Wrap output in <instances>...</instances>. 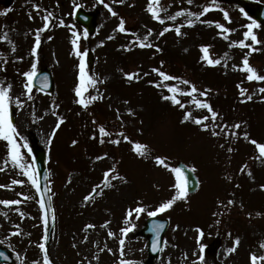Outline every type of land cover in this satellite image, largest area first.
I'll return each instance as SVG.
<instances>
[{
  "label": "rangeland",
  "instance_id": "rangeland-1",
  "mask_svg": "<svg viewBox=\"0 0 264 264\" xmlns=\"http://www.w3.org/2000/svg\"><path fill=\"white\" fill-rule=\"evenodd\" d=\"M150 2L154 8L164 9L159 12L165 20L163 25L147 10ZM237 2L253 6L264 0H216V5L229 13L230 23L219 10L210 11L200 19L187 15L198 14L205 6L214 7L211 0H192L191 4L188 0H159L158 4L156 0L123 3L104 0L116 12L115 16L100 0H11L9 6L0 0V37H7L0 39V82L12 85L13 99L19 97L24 101L22 110L12 105L14 123L25 138L23 142L29 148L34 142L45 152L55 215L54 230L46 246L52 264H119L121 238L125 239L123 258L134 264H197V228L204 232L200 241L205 246L204 264H249L250 253L264 255V249L259 247L264 242V188H261L264 159L250 142L264 143V93L259 92L264 81H248L247 73L240 70L243 57L249 53L247 47H229L230 43L244 39L245 26L251 22ZM33 5H39V9ZM77 7L96 12L94 35L85 38L84 30L74 22L72 13ZM181 10L185 11L184 16L174 21L167 19ZM49 12L52 13L50 27L41 33V45L34 57L31 48L35 32L43 26L42 18ZM121 18L128 30L124 33L116 31ZM189 19L193 20L191 27L187 26ZM216 22L231 29L224 34L228 35L227 40L215 27ZM181 25L183 34L178 36L174 28ZM164 27L173 30L161 37L159 33ZM148 29L152 35L146 43L153 47L141 48L139 41ZM253 31L261 43L254 45L258 50L249 55V64L264 74V65L259 60V56H264V28ZM73 33L80 37L81 51L92 54V65L88 67L86 63L87 70L98 78L95 88L89 89L85 96H103L90 104L89 110L83 111L87 116L82 117L75 112L69 115L68 110L74 106V87L78 82L79 58L72 54ZM110 36L112 39H108ZM251 43L250 39L246 41ZM201 46H208L210 57L222 61L220 65H209L212 70L206 76L203 69H194L203 60ZM32 63H36L37 71L50 70L54 90L44 94L33 89L36 93L33 91L32 99L28 100L23 95L25 78L21 73L30 71ZM153 68L180 79L162 81ZM125 73H138L139 78L129 81ZM183 79L200 91L208 90L207 96H201L199 91L193 97L177 94L184 107L162 98L172 95L167 91L170 86L189 91V85L180 83ZM241 88L247 90L243 96ZM249 95L251 100L246 98ZM193 98L208 102L218 113L216 121H205L209 130L193 122L198 117H210L207 110L195 107ZM225 99L233 104L224 106ZM243 100L251 101L247 102V115L242 111ZM186 112L191 113V118L182 122ZM59 116L65 122L53 138ZM244 116L251 121V128L246 118L241 119ZM235 124L241 127H230ZM223 125L229 127L221 131ZM100 126L111 135L101 137ZM212 131L220 134L214 136ZM119 133L127 135L129 140L125 141ZM245 133L248 140L244 139ZM111 140L120 143L113 144ZM134 143L147 146L146 156L135 153ZM21 150L31 162L33 157L28 149ZM98 156L104 158L97 160ZM156 157L165 159L167 167L157 165ZM178 162L190 169L195 167L199 187L187 202L177 201L171 209L157 215L169 219L170 226L160 254L149 259L147 241L138 233L149 217L147 212L174 194L175 175L170 168ZM0 168L4 169L0 171V184L8 186L0 188V200L22 201L14 206L0 204V246L13 254L12 264H33V261L43 264L44 254L39 244L45 243L46 225L41 199L37 188L11 164L3 141H0ZM113 168L115 173L105 187L104 173ZM14 179L25 182L14 185L11 183ZM98 184L101 185L98 193L85 201L84 197ZM25 196L30 199L24 200ZM230 199L234 204L229 206ZM137 206L146 211L138 218L133 212L126 223V213ZM214 212L218 214L214 216ZM105 222L107 227H101ZM89 224L95 227L87 229ZM131 225L135 227L123 237L120 229ZM109 231L115 236L109 237ZM13 232L20 234L14 236ZM237 237L240 244L236 252L226 254ZM215 241L219 242L218 247L212 250L210 245Z\"/></svg>",
  "mask_w": 264,
  "mask_h": 264
},
{
  "label": "snow or ice",
  "instance_id": "snow-or-ice-1",
  "mask_svg": "<svg viewBox=\"0 0 264 264\" xmlns=\"http://www.w3.org/2000/svg\"><path fill=\"white\" fill-rule=\"evenodd\" d=\"M101 3L104 4V7L108 8V11L115 16L116 12H114L112 10V8L104 3V0H100ZM121 3L124 2V0H120ZM156 3H159V0H156ZM188 3L191 4L192 0H188ZM211 4L214 7H210V6H205L203 7L202 11H200L198 14L197 13H193V12H188L187 15L188 16H194L196 19H200V17L204 16L205 14H207L210 11L213 10H219L223 12V18L225 21L227 22H231L229 13L227 11H224L223 9L219 8L216 5V0H211ZM34 8H36L37 10L39 9V5H33ZM150 13L153 19L157 20L160 24H164L165 20L163 18H161V16L159 15L160 11H163V8H154L152 6V3L150 2L149 7L147 9ZM242 12L243 15H245L247 17V13L244 12L243 9L240 10ZM185 15V11L181 10V11H177L175 13V15H171L168 16L167 19L169 20H176L177 17L179 16H184ZM52 16V13H47V15L43 16V26L39 29L36 30L35 32V41L34 44L31 48V54L35 57L37 54V50L41 45V33L46 31L49 27H50V18ZM29 18L32 19L33 17L31 16V14H29ZM248 19L251 21L249 24H247L246 27V31L243 33V37L244 39L238 41V42H232L230 43L229 47H240V48H245L247 47L249 49V53L248 55H245L242 59V68L240 69L241 71L247 73V80L248 81H264V74H259L257 69L254 68L253 66H251L249 64V55L251 54V52L257 51L258 49H256L254 47V45L261 43L257 36L254 34V29L261 27L260 24H258L255 20H253L251 17H248ZM206 23H213L212 21H206ZM187 26L191 27L193 26V20L189 19L187 21ZM181 27H183V25L181 26H177L174 28V31L176 32V34L178 36L182 35L183 33L181 32ZM215 27L217 29H219L220 34L223 35L224 39H228V35H224V34H228L231 32V29L227 28L225 26V24L223 23H219L216 22L215 23ZM170 30H173L170 27H164L162 31H160L159 36H164L165 33L169 32ZM116 31L124 33L126 31H128L126 29L125 26V21L123 18L120 19L119 25L116 28ZM152 35V30L148 29L147 30V34L144 36L143 40L139 41V47L144 48V47H153L152 44L150 43H146V41L148 40V37ZM74 38L71 40V44H72V54L74 56H76L77 58H79V64L77 65V83L74 87V94L76 99L74 100V102L80 106H82L83 108L87 109L88 106L90 104H92L94 101L97 100H102L103 96L102 95H89V96H85V93H87L89 91V89L91 88H95V86L98 83V78L95 77L94 75L90 74V72L87 70V66H86V62H85V57L87 56V52H82L79 44H78V40L80 39L79 35L76 33H73ZM88 33L87 31L84 32V37L87 38ZM6 35L4 37H0V39H6ZM48 39H52V37H48ZM108 39H112V37H108ZM251 40V44H246V41ZM135 43V42H133ZM160 49L157 48V51H159ZM201 52L203 53L202 59L205 60L207 62L208 65L211 66H216V65H220L222 63V61L220 59H213L210 57L209 55V47L208 46H201ZM12 51H15V47L13 46ZM227 55V54H226ZM18 59H23L22 57L18 58ZM153 72H156L162 79V81H171V80H178L180 78L178 77H174L171 76L163 71H160L159 69L153 68L152 69ZM21 75L25 78V82L23 83V95H25L27 97L28 100L32 99V92H33V83H34V79L37 76V65L36 63H32L31 65V70L30 71H25L23 73H21ZM145 75H147V73H145ZM125 78L129 81L133 80V79H138L139 78V74L138 73H125ZM102 82V81H99ZM180 83L184 84V85H189L190 86V90L189 91H182L179 87H175V86H170L167 88V91L169 93H171L172 95L169 96H164L162 97L165 100H170L174 105H179L180 107H184V105L181 103V101L179 99H177V94L180 95H185V96H189V97H193V94L197 93L199 91V94L201 96H207L208 94V90L205 91H200L197 89V87L193 84H191L190 81L183 79L180 80ZM43 87H47V77H45L44 83L42 85ZM159 86V85H156ZM240 87V85H238V88ZM11 89H12V85H5L4 83L0 82V141L6 142V151H7V156L10 158L11 164L13 166H15L16 168H18L20 170V173L27 177V180L31 183V185L35 188H37V190L39 191V186H38V179H37V172L35 169V161L34 159L29 162L26 159V155L22 152V148L24 149H28V154L31 153V149L29 148V145L24 141V137H22L17 129V126L14 123V119H13V115H12V105L14 104L16 106V108L22 110L24 107V101L21 100L19 97H16L15 99H13L12 95H11ZM246 89L241 88L240 94L243 96L246 93ZM260 93H264V87L259 89ZM248 100H251L252 97L249 95L246 97ZM192 103L195 105L196 108L198 109H205L207 110L208 113H210V117L208 115L202 116V117H198L196 118L193 122L196 125H200L202 127L203 130H209L208 129V124L205 123V121H208L209 119H211L212 121H216L218 118V113L216 111L213 110L211 104H209L206 101H202L200 99H195L193 98ZM58 107V106H57ZM53 115H58L56 112L52 113ZM119 118V117H118ZM191 118V113L186 112L184 114L183 117V121H188ZM64 117L59 116L57 123L55 125V128L53 129L52 132V136L54 137L56 134V130L60 128V126L64 123ZM93 123H95V121H93ZM228 125H223L221 127V131H223L224 129L228 128ZM232 128L235 129H239L241 126L240 124H235L230 126ZM99 134L101 137H107L109 135H111L109 132L106 131V129L103 126H100L99 129ZM220 133L216 132V131H212V135L216 136L219 135ZM118 135H121L123 137V139L125 141L129 140V137L127 135H124L123 133H119ZM232 135H236V133H232ZM93 139L96 138V136L94 135L92 137ZM244 139L248 140L249 136L247 133L244 134ZM23 142V143H22ZM101 143H104V140L101 139L100 141ZM113 144H119L120 141L119 140H111L110 141ZM252 144H254L258 150H259V157L261 159H264V143H257V141L255 140H251L250 141ZM49 143H51V138L49 139ZM76 141H73V144H75ZM221 147H223V145H221ZM133 150L135 151V153L141 157L146 156L147 153V146L142 144V143H134L133 144ZM229 151H232L231 148L228 149ZM106 155V154H105ZM104 157L98 156L96 157L97 160L103 159ZM155 163L159 166H164L167 167L165 159L161 158V157H156L155 158ZM3 168H0V171H3ZM171 173H173L175 175V183L173 184V190H174V194L167 199L164 202H161L153 211H148L147 215L149 217H156L158 214L160 213H164L167 210L171 209L173 207V205L177 202V201H184L187 202L189 199V176L187 175V172L184 169H181L179 167H171L170 168ZM190 172H195L196 169L193 166L191 169L187 170ZM243 171V169H242ZM113 173H115V169H110L109 171L104 173V180H103V185L105 187H107L109 185V177L113 175ZM249 175H251V173H249ZM227 179H231V177H226ZM120 179H123V177H120ZM25 181L23 180H19V179H14L12 180V184L14 185H23ZM4 187H8L7 185H2L0 184V188H4ZM101 185H96L93 189L92 192L84 197L85 201H89L91 199H93L94 195L98 193V190L100 189ZM261 188H264V185L261 186ZM23 195V194H20ZM30 199L29 197L25 196L24 200ZM22 201L19 199L16 200H0V204L5 205V206H14V205H19L21 204ZM221 204H223V202H220ZM234 201L233 200H228L227 201V205H233ZM40 207L42 211H45V222H47V213H46V205L44 203L43 200L40 201ZM19 212V209H16ZM146 211V209L142 206H137L134 210H129L126 213V217H125V222L128 223L130 218L133 216V212L136 214V217H139V214L144 213ZM218 213H213V215H217ZM21 216H23V213H20ZM220 221H217V223H219ZM108 222H105L104 225H101V227H107ZM95 225L89 224L86 225L87 229H92L94 228ZM135 227V225H131L129 227H124L120 229V232L122 234L123 237H126L127 233L131 232L133 230V228ZM178 227V226H177ZM164 228V224L162 223H155L152 225L151 231L153 233H155L157 236L159 235L160 231ZM198 236L196 237L197 239V243L199 244V252L196 253L195 255L197 256V264H204L205 261V256H204V251H205V246L200 243L201 239L204 236V232L202 229L197 228L196 229ZM19 232H13L12 235H19ZM109 237H113L115 236V233L109 231L108 233ZM229 235H231V233H229ZM119 244H120V256L121 259L119 261V264H134L133 261H129L123 258L124 256V245H125V239L121 238L119 240ZM240 244V239L239 237L235 238L233 241V246L229 247L226 250V254H232L235 253L238 246ZM259 247L261 249H264V242H261ZM39 249L40 251L44 254L43 255V264H52V261L50 260L47 248L45 243H40L39 244ZM109 252H111V249H107ZM152 250L153 251H157L158 250V242L157 240H153L152 242ZM101 251H104V249H101ZM188 258V254L185 253L184 254V259L187 260ZM96 259H98V257H96ZM33 264H38L37 261H33ZM249 264H264V255H257L256 253H250L249 254Z\"/></svg>",
  "mask_w": 264,
  "mask_h": 264
},
{
  "label": "water",
  "instance_id": "water-1",
  "mask_svg": "<svg viewBox=\"0 0 264 264\" xmlns=\"http://www.w3.org/2000/svg\"><path fill=\"white\" fill-rule=\"evenodd\" d=\"M244 11L246 13L250 14L255 21L264 24V5H258V7L256 9H254L253 11H251L248 7H244ZM75 19L77 22H79L80 24L85 26L89 32H92L94 30V25H93L94 15L85 14L81 11H78L75 14ZM46 73L41 72L38 75V77L36 78V80H40L41 77L44 78V77L48 76L47 77V82H48L47 87H43L42 86L43 84L40 83L39 81L36 82V86L39 87L40 89L46 90L47 92H51L52 91V85H51V82L49 80V74L47 71H46ZM12 115L14 116L13 112H12ZM32 152L34 153V155L36 157V164H37L38 173H39L40 189H41L42 197H43L44 203L46 205V210H47L48 234H47L46 239L48 241V239L50 237V233L53 229V217L51 214L52 211H51V207H50V201L48 198V190H47V184H46V173H45V167H44V163H43L44 162V156H43V152L41 150H38L35 145H33V147H32ZM178 167L181 169H184L187 172V175L189 176V181H188V183H189V194L194 193L197 189V181H196L195 177L193 176V174L190 171H187L188 169L186 167H184L182 164H179ZM155 223L164 224V228L160 231L158 236L151 231L152 225ZM166 228H167V222L166 221H162L159 219H149L145 222V229L142 231L141 235L149 237L148 253H149V256L151 258H154L158 255V253L160 251V247H161V238H162V235L164 234V231L166 230ZM154 239L157 240V242H158V250L157 251L152 250V242ZM213 247L216 248L217 244H215ZM0 262L5 263V264H11L12 263L10 253L7 252L6 250L2 249V248H0Z\"/></svg>",
  "mask_w": 264,
  "mask_h": 264
}]
</instances>
